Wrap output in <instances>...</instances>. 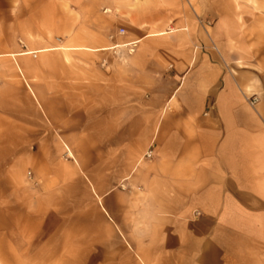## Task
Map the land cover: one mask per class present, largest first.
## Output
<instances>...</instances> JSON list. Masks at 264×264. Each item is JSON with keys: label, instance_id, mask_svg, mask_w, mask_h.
<instances>
[{"label": "crops", "instance_id": "obj_1", "mask_svg": "<svg viewBox=\"0 0 264 264\" xmlns=\"http://www.w3.org/2000/svg\"><path fill=\"white\" fill-rule=\"evenodd\" d=\"M10 1L0 31L33 42L0 39V264H264V21L78 0L59 44L32 34L61 30L54 1Z\"/></svg>", "mask_w": 264, "mask_h": 264}, {"label": "rangeland", "instance_id": "obj_2", "mask_svg": "<svg viewBox=\"0 0 264 264\" xmlns=\"http://www.w3.org/2000/svg\"><path fill=\"white\" fill-rule=\"evenodd\" d=\"M54 1L55 3V12H58V9H60L59 11V15H56L55 18H56V29H61V30H57V31H54L53 33H49V32H42V33H39V32H33L32 34L34 35H44L45 36H49L50 39H53L55 40V42L57 43H61V41L63 40V37H62V34H64V32L62 31V24L64 23L63 21V16H62V11L63 9L65 11L68 10V7L71 8V14H70V22L71 24L73 25L75 22H78L79 19H80V16L77 14L78 13V6L76 4H78V0H52ZM218 3H220V5L222 6L224 4V2H226V0H216ZM231 1V4L232 6H234L236 8V14L232 17H228L227 19H230L231 20V23H232V28H235L236 29V25L237 24H241V25H246V24H251L253 22V20L256 19H259V21H264V17L260 16V13H264V0H230ZM182 2L186 5V7L190 10L192 16L194 17L197 25L200 27V28H204V26H206V21L204 19H202V17H199L196 15L195 11L193 10V7H192V4L190 3L189 0H182ZM15 1H10V0H0V9H3V8H10V7H14L15 6ZM226 4V3H225ZM67 7V8H66ZM257 14V15H255ZM79 16V17H78ZM256 16V17H255ZM68 17V16H67ZM222 17V16H221ZM23 20H30V19H34L35 22H40V20L42 19H46L45 16H23L22 17ZM82 18V17H81ZM218 19H219V16H215V19H214V22L215 23H218ZM15 22V18L14 16L12 17H7V16H0V25H4L5 23H7L6 25V28H10V29H13V24ZM264 23V22H262ZM212 25V22L209 23V25ZM24 28L28 27V24H23ZM1 27V26H0ZM5 34L7 35V41L8 43L11 41L9 40L10 38H13L16 34L17 35V44L18 46H20L22 48L23 51H26L27 48H28V43L27 42H33V39H31V32L29 33H26L25 31L20 33H9V32H4V31H0V39L2 40V38L5 36ZM27 34V35H26ZM23 35V36H22ZM26 35V36H25ZM39 35V36H40ZM11 36V37H10ZM126 36V31L124 29H118L117 31H113L111 32L108 37H107V40L109 42H113L114 40L116 39H122ZM0 40V41H1ZM2 45V44H1ZM2 47V46H0ZM122 47V46H121ZM29 49V48H28ZM216 50V48H214ZM1 50V48H0ZM131 50H133V52H131ZM136 50V47H132V46H129V47H125V48H116V46H113L111 47L110 49L107 50L106 53H108L109 55H113L115 57H121L123 54L125 55H133L134 52ZM31 59L35 61V59L37 60L36 58V54H32L30 55ZM58 65H55L57 67H59L60 71H63L62 69V64H61V61L60 59L58 58V63H56ZM105 63H102L101 64V67H105L104 66ZM48 66H49V69L50 67H52L51 63H47V61H45L44 63L40 64L39 67H37L35 65V69H34V72L35 73H39L40 72L42 73H46L47 69H48ZM52 69V68H51ZM78 71V67H74V65L71 66V68H67L66 71ZM46 79H42L41 82H44L45 83ZM67 157L66 155L64 154L62 156V160H66ZM26 179L27 181L31 182L32 181V174L27 171L26 173ZM121 190H123L122 187H120Z\"/></svg>", "mask_w": 264, "mask_h": 264}, {"label": "built area", "instance_id": "obj_3", "mask_svg": "<svg viewBox=\"0 0 264 264\" xmlns=\"http://www.w3.org/2000/svg\"><path fill=\"white\" fill-rule=\"evenodd\" d=\"M254 100L251 102V105H253L254 104ZM147 159H149L150 157H151V152H148L147 154H146V156H145Z\"/></svg>", "mask_w": 264, "mask_h": 264}, {"label": "bare ground", "instance_id": "obj_4", "mask_svg": "<svg viewBox=\"0 0 264 264\" xmlns=\"http://www.w3.org/2000/svg\"><path fill=\"white\" fill-rule=\"evenodd\" d=\"M130 45H132V47H136V43H132V44H130ZM129 46V44L128 45H124L123 47H128ZM131 52H133V50H131ZM26 55L27 54H29V53H25Z\"/></svg>", "mask_w": 264, "mask_h": 264}]
</instances>
